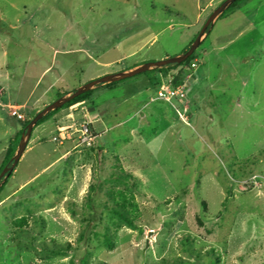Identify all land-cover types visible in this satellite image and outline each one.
<instances>
[{"label": "rangeland", "instance_id": "rangeland-1", "mask_svg": "<svg viewBox=\"0 0 264 264\" xmlns=\"http://www.w3.org/2000/svg\"><path fill=\"white\" fill-rule=\"evenodd\" d=\"M209 1L0 0V167L58 94L183 53L224 0ZM194 54L160 81L180 72L183 100L156 99L141 73L34 127L0 191V264H264V0L216 20ZM27 97L24 115L10 106ZM113 190L134 228L109 213Z\"/></svg>", "mask_w": 264, "mask_h": 264}, {"label": "water", "instance_id": "water-1", "mask_svg": "<svg viewBox=\"0 0 264 264\" xmlns=\"http://www.w3.org/2000/svg\"><path fill=\"white\" fill-rule=\"evenodd\" d=\"M235 1L237 0H224L222 1L208 16L203 28L199 32L196 39L191 43L189 48L172 58H167L164 60H160L157 62H148L143 63L139 65L138 67H134L132 69L121 71L115 74H110L103 76L99 79L93 80L89 83H86L84 85H81L74 89L73 91L69 93H65L58 97L55 101L52 103L44 106L40 111H38L26 124L23 133L20 135L16 151L14 155L11 157L9 164L3 168V170L0 172V187L5 182V180L8 178V176L13 172L16 164L18 163L19 159L21 158L23 152L25 151V148L29 142V139L31 137V133L37 124L38 121H40L42 118H44L46 115H48L50 112L57 110L61 108L64 104L69 102L70 100L78 97L79 95L88 92L92 90L94 87L104 84H109L113 82H118L123 79H127L130 77H133L135 75L148 72L154 69H159L166 66L171 65H178L188 59L192 53L198 48L200 43L203 41L205 34L212 28L213 24L215 23L216 19L220 14H222L227 8H229Z\"/></svg>", "mask_w": 264, "mask_h": 264}, {"label": "trees", "instance_id": "trees-1", "mask_svg": "<svg viewBox=\"0 0 264 264\" xmlns=\"http://www.w3.org/2000/svg\"><path fill=\"white\" fill-rule=\"evenodd\" d=\"M246 1L247 0H237V1H235L229 8H227L222 14H220L216 20H218L219 18H223L225 16H228V15H231L238 7H240ZM188 48H189V46L183 52H185ZM194 53H195V51L192 53V55L188 59H186L185 61H183L182 63H180L178 65L176 64V65L166 66V67H162V68H159V69H154V70H151V71H148V72H144V74H146L147 77H148L149 86L151 85V87L158 88V87H160L161 79L165 78L170 71L175 70V69H177L178 67H181V66L189 67L191 65V62H192L194 56H195ZM152 72L156 73L157 76H155V75L154 76H150V73H152ZM190 77L192 78V76H190ZM171 80H172L171 81L172 86L175 87L177 85H180L182 83L181 73L179 72L176 75H173ZM120 81H122V80H120ZM115 83L116 82L109 83V84H104V85H99V86L109 87V86L114 85ZM188 84H190L189 81H188ZM96 87H94L93 89H95ZM93 89L88 91V92H85V93L79 95L78 97H76V98H74L72 100H70L69 102L64 104L59 109L70 108V107H72L74 105L83 103L85 100L88 99V97L91 94V92L93 91ZM61 95L62 94H58L57 96L60 97ZM59 109L50 112L48 115H46L40 121H38L37 124L35 125V127L37 125L43 123L45 120L49 119L50 117H52ZM27 123L28 122H26L22 126L20 132L16 135V137L10 141L9 147H8L6 153H5V156H4V161L2 163V166L0 167V172L6 165L9 164V161H10L11 157L14 155V153L16 151V147H17V143H18L19 137L23 133L24 128H25ZM97 157H98V161H100V155L99 154L97 155ZM120 171L121 172L118 173L119 175L115 174V176L117 177L115 179V181L116 182L119 181V182H122L124 184H127V183L130 184V177L131 176L129 174L122 173V170H120ZM5 183L6 182H4L1 185L0 191L2 190L3 186L5 185ZM107 196H109V198L113 201V203L115 205L114 208L108 209V211L111 214V216L113 218L117 219L118 221L122 222L129 229L134 228L133 222L130 219V214L131 213H135L137 209H136V205L133 203V201L129 200V198L127 197V195L123 191H118V190L117 191L113 190V191L108 192ZM105 207H106V205H105ZM16 223H18L19 226H22V224L25 223V218H21V219L17 220ZM118 227L119 226H117L116 229H119Z\"/></svg>", "mask_w": 264, "mask_h": 264}, {"label": "built area", "instance_id": "built-area-1", "mask_svg": "<svg viewBox=\"0 0 264 264\" xmlns=\"http://www.w3.org/2000/svg\"><path fill=\"white\" fill-rule=\"evenodd\" d=\"M193 66V65H192ZM184 84H180L177 86H172L171 83L167 84V86H164L160 84V87H158L156 90V99L162 100V101H169L171 99H179L183 100L185 99L186 89L184 87ZM11 116L15 117L18 120H22V115L18 114L16 111L11 112ZM60 140H64V136L60 133L58 136ZM76 142L82 146L89 147L91 146L93 142V135L90 132V130L87 127H83L80 130H78L77 136H76ZM57 138H55L56 140Z\"/></svg>", "mask_w": 264, "mask_h": 264}, {"label": "crops", "instance_id": "crops-1", "mask_svg": "<svg viewBox=\"0 0 264 264\" xmlns=\"http://www.w3.org/2000/svg\"><path fill=\"white\" fill-rule=\"evenodd\" d=\"M213 1L214 0H210L209 2H208V6H210L212 3H213ZM130 69H132V68H130ZM0 95H3V90L1 91L0 90ZM29 100H30V97H27L26 98V101L24 102V103H22V104H20V105H10V106H15V107H17V108H19V113L20 114H23V111H20V110H22V109H24V108H27L28 106H29ZM81 104V103H80ZM30 107V106H29ZM32 109V108H31ZM88 111H91V113H94V112H92L93 110H92V108H90ZM24 115V114H23ZM141 117H144V115L143 114H141ZM20 132V129L19 130H13L12 131V133H11V137L9 138V141H11L12 139H14V137L18 134ZM27 146H28V144H27ZM27 146H26V148H25V151H24V153L28 150L27 149ZM23 153V154H24ZM23 156V155H22ZM22 156H21V158H22ZM21 158L19 159V161L21 160ZM14 171V170H13ZM13 173V172H12Z\"/></svg>", "mask_w": 264, "mask_h": 264}]
</instances>
